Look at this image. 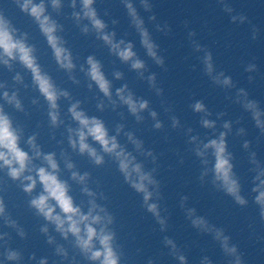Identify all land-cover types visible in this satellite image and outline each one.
Here are the masks:
<instances>
[{"label":"clouds","instance_id":"1","mask_svg":"<svg viewBox=\"0 0 264 264\" xmlns=\"http://www.w3.org/2000/svg\"><path fill=\"white\" fill-rule=\"evenodd\" d=\"M15 2L20 11L38 27L51 49L58 68L68 75L73 84L78 85L80 81L74 75L77 64L71 49L66 46L67 41L61 35L64 26L53 15L62 14L63 0H15ZM122 2L131 19V24L141 38V44L146 49L147 56L158 66L164 67L165 58L158 54L159 46L152 40L149 30L145 27V20L133 3L129 0H122ZM140 3L145 12L152 10V3L149 0H140ZM215 3L230 17L231 23L236 24L239 21L243 24L247 21L248 18L245 15H233L231 0H215ZM95 4L96 0H79L80 10L75 11L77 0H71L72 18L78 26L81 21H87L88 23L81 29L82 33L87 35L90 31L94 32L96 38L108 47L111 54L122 63L129 64L130 68L143 78L146 65L133 50L134 45L124 39L117 40L116 32L107 30L108 25L100 18L94 7ZM148 19L155 21L157 18L151 15ZM112 23L115 25L118 21L113 20ZM156 28L165 35L171 31L166 23L163 27L157 24ZM195 35V32H189L190 37ZM256 38L257 30L254 29L252 39ZM30 39L28 32L21 31L10 19L0 14V66L9 72H14L11 90L6 82H0V99L4 102L0 103V172L17 185L27 197L28 209L43 221L39 231L46 237L48 245H55V255L61 258L60 264H72L75 257H70L69 250L63 244H58L51 232L59 234L63 241H70L72 247L87 261V264H127L128 256L123 245L119 243L118 233L114 227L116 223L114 214L106 206L97 202L98 193L89 187L90 173L81 172L69 153L63 149L59 153V158L55 151L46 152L38 142L39 133L26 134L25 127L14 118L12 112L6 111L5 105L15 112L27 115L18 86L27 88L28 85L25 84L24 75L15 71L17 64L30 74L31 87L39 94L32 99V104L39 105L40 98L45 102L49 127L58 129L65 125L60 102L68 101L67 112L72 124L75 125L70 124L65 127L68 148L81 157L86 156L96 167L105 165L106 157L110 158L115 163L124 183L140 197L142 208L151 214L155 224L158 225L159 232L164 234L162 244L167 249L166 255L178 264H189L185 250L174 238L166 234L170 225L169 217L162 214L166 212V209L161 204L162 184L156 176L158 156L153 150L145 149L144 142L134 133H125L128 142L134 146L135 152L151 159L154 166L151 170H146L145 164L118 140L124 131V125H117L113 135L104 120L97 116H90L82 107V101L75 99L67 89L59 87L53 76L43 69L39 63L38 49L34 43L30 42ZM194 47L196 52L204 53L203 71L214 85L225 89L235 87L231 76L225 75L223 71L216 72L210 50L199 43H195ZM79 71L87 78L88 88L92 89L95 86L114 110L117 107V100L113 99L112 81L107 78L102 62L94 55H88L85 63L79 66ZM245 71L255 72L257 66L254 63L249 64ZM113 76L116 80H121L123 73L115 71ZM147 79L156 94L163 95V89L156 86V75L152 74ZM248 79L252 81L253 76H249ZM115 95L119 103L127 107L128 112L136 118L137 122L143 120L141 113L149 109L148 100L136 98L127 84L117 88ZM235 103L250 115L259 135L264 137V108L261 107L260 101L250 98L249 93L240 88L236 93ZM96 107L99 111H104L106 107L104 100H100ZM191 108L194 113L203 114L200 118L201 126L204 129L213 130L210 138L201 140L199 136L192 135L193 129H187L188 143L192 145L191 151L202 166L198 177L200 183L210 184L214 190L223 193L240 208L248 207L250 201L244 194V185L237 172V158L229 147L233 122L225 120L221 126L223 130L217 133L215 132L217 122L209 119L212 113L202 100L195 101ZM223 115L224 113H220L217 118ZM150 116L156 121L154 128L162 129L163 124L157 119V112L151 111ZM179 127L180 120L173 116L172 128ZM235 135L241 138L246 137V129L239 127ZM97 145L99 148L96 147ZM242 149L246 153L250 173V191L255 194L251 203L257 206L259 220L264 223V157L253 149L252 142L248 139H243ZM65 171L69 174L68 179L63 177ZM69 180L79 185L81 193L88 197L86 211L85 204L75 202L71 194L72 183ZM99 198L103 199V194H100ZM188 201V195L180 196L179 207L184 212L189 226L198 234L210 237L218 244L224 254L225 264H244L238 247L230 243L231 237L225 233V229L218 227L205 215L199 214L197 207L187 206ZM0 220H3L7 227L15 229L22 239L26 238L27 233L8 212L2 196H0ZM3 239L4 236L0 235V240ZM229 257L233 259H228ZM4 258L7 262L19 264L23 256L21 252L7 248ZM30 259L36 260L35 254ZM39 264H48V258H41ZM147 264H158V260L150 258ZM199 264H214V261L210 256L203 255Z\"/></svg>","mask_w":264,"mask_h":264}]
</instances>
